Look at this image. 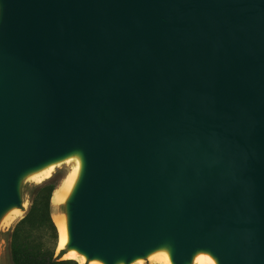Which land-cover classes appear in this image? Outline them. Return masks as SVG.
Listing matches in <instances>:
<instances>
[{"label":"water","instance_id":"1","mask_svg":"<svg viewBox=\"0 0 264 264\" xmlns=\"http://www.w3.org/2000/svg\"><path fill=\"white\" fill-rule=\"evenodd\" d=\"M75 156L56 255L264 264V0H0V223Z\"/></svg>","mask_w":264,"mask_h":264},{"label":"trees","instance_id":"2","mask_svg":"<svg viewBox=\"0 0 264 264\" xmlns=\"http://www.w3.org/2000/svg\"><path fill=\"white\" fill-rule=\"evenodd\" d=\"M57 187L52 179L42 182L29 209L14 225L10 241L13 264H80L73 258H63V252L56 255L59 233L52 198Z\"/></svg>","mask_w":264,"mask_h":264},{"label":"rangeland","instance_id":"3","mask_svg":"<svg viewBox=\"0 0 264 264\" xmlns=\"http://www.w3.org/2000/svg\"><path fill=\"white\" fill-rule=\"evenodd\" d=\"M76 166V160L68 159L55 164L51 172L48 175L43 176L42 178L30 176L24 179L22 186V207L11 210L0 223V264H13L10 249L11 232L16 222L21 219L29 209L32 197L35 194L38 186L42 182L52 179L57 183V189H61L68 177L75 171ZM52 213L54 220L57 217L56 215H64L65 203H56L52 199ZM155 261L160 263V261L158 260ZM155 261L143 259L141 263L137 262L134 264H152L156 263Z\"/></svg>","mask_w":264,"mask_h":264},{"label":"bare ground","instance_id":"4","mask_svg":"<svg viewBox=\"0 0 264 264\" xmlns=\"http://www.w3.org/2000/svg\"><path fill=\"white\" fill-rule=\"evenodd\" d=\"M71 159L76 160L77 162L76 169L72 173V175L68 177L64 186L61 189H56L54 191L52 199L56 203L65 202L68 199V197L72 194L77 184V181L80 177L81 169H82L81 158L78 156H75V157H71ZM54 165H55L54 163L50 164L42 168L38 172L33 173L30 176L42 178L43 176L48 175L51 172V170L54 168ZM56 216L57 217L55 218L54 221L57 225L58 233L60 236V243H61L60 246H62L64 243L68 241V237H69L67 218L65 215H56ZM64 258H73L77 260L80 264H105L103 261L99 259H92L88 261L86 255L79 252L76 249L70 250L68 253L65 254ZM147 258L148 260H152V261L158 260L160 261V264H173L171 260L170 251L165 248H161V249L151 252ZM142 260L143 259H137L135 263L137 262L141 263ZM117 264H122V263H117ZM194 264H217V261L211 254L207 252H199V253H196V255L194 256Z\"/></svg>","mask_w":264,"mask_h":264}]
</instances>
